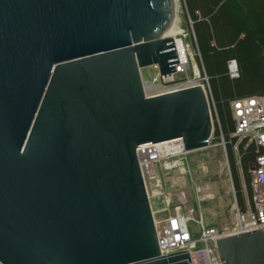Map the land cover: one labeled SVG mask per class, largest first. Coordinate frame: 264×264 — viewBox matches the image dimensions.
Segmentation results:
<instances>
[{"label":"water","instance_id":"obj_1","mask_svg":"<svg viewBox=\"0 0 264 264\" xmlns=\"http://www.w3.org/2000/svg\"><path fill=\"white\" fill-rule=\"evenodd\" d=\"M172 0H0V264H189L161 255L136 156L213 131L199 86L146 98L174 72ZM264 264V229L215 241Z\"/></svg>","mask_w":264,"mask_h":264},{"label":"built area","instance_id":"obj_2","mask_svg":"<svg viewBox=\"0 0 264 264\" xmlns=\"http://www.w3.org/2000/svg\"><path fill=\"white\" fill-rule=\"evenodd\" d=\"M181 42L183 43V49L180 51L177 47L176 40H174L178 63L174 65V72L165 75L164 78V75L160 74L158 66L152 65L157 71V74L151 81H144L141 75L143 94L146 98H150L194 86L202 88L208 103L213 130L215 126L219 132V140L215 141L216 138L213 136L212 131L206 147L221 146L223 148L226 161L225 166L227 167L229 179L231 180L225 151V141L221 131L220 120L209 92L208 77L204 73L202 66L196 60L198 53L191 46V42L184 43L182 40ZM227 68L230 77L237 76L235 61L228 62ZM230 110L233 119L231 136L237 139L239 138V141L246 138L248 142H253L256 147L264 149V95L234 99L230 102ZM202 149L186 151L181 139H174L138 148L136 150V156L145 189H147L146 179L149 180L155 177L157 165L164 166L168 170L177 169L181 173H185L186 163L191 162L189 154ZM249 176L251 189L249 205L243 212L237 206L235 207L234 224L219 229L204 225L201 218L197 221L191 215H181L178 212L167 216L160 224L155 223L160 256L187 250L189 264H220L215 246V241L218 238L264 229L263 153L256 157L255 163L249 169ZM232 191L235 194L233 187ZM147 196L149 197L148 193ZM190 223L197 225V229L190 230Z\"/></svg>","mask_w":264,"mask_h":264},{"label":"trees","instance_id":"obj_3","mask_svg":"<svg viewBox=\"0 0 264 264\" xmlns=\"http://www.w3.org/2000/svg\"><path fill=\"white\" fill-rule=\"evenodd\" d=\"M184 28L197 51V60L208 77L209 92L215 105L225 141L238 209L245 211L250 201L249 169L263 148L246 138L231 136L233 119L230 102L264 95V0H182ZM190 21V22H189ZM235 61L237 76L228 74V62ZM213 136L219 132L214 126ZM237 148L239 166L234 147ZM241 170L246 194L240 182Z\"/></svg>","mask_w":264,"mask_h":264},{"label":"rangeland","instance_id":"obj_4","mask_svg":"<svg viewBox=\"0 0 264 264\" xmlns=\"http://www.w3.org/2000/svg\"><path fill=\"white\" fill-rule=\"evenodd\" d=\"M175 6L173 35L178 32L176 39L190 43L192 40L184 28L185 13L182 0H176ZM198 63L201 65L199 61ZM156 74L157 71L152 66L141 70L144 81H151ZM234 154L236 156L235 147ZM189 159L191 162L186 163L185 173L157 165L155 177L146 179V192L149 195L154 224H160L167 216L176 212L181 215H191L197 221L201 218L204 225L219 229L234 224L235 194L232 191V178L229 179L225 166L223 148L208 146L189 154ZM238 170L240 182L246 194L241 170ZM192 229H197V225L190 223V230Z\"/></svg>","mask_w":264,"mask_h":264},{"label":"bare ground","instance_id":"obj_5","mask_svg":"<svg viewBox=\"0 0 264 264\" xmlns=\"http://www.w3.org/2000/svg\"><path fill=\"white\" fill-rule=\"evenodd\" d=\"M172 5H173V14H172V22H171V25H170V27L168 28V31H167V33H166V37H171L172 39H174V40H176V42H177V47L179 48V50L181 51L182 49H183V43L181 42V40L180 39H176L175 37H176V34L178 33H176L175 35H173V32H174V29H173V27H174V23L173 22H175L174 21V19H175V12H176V10H175V5H176V0H172Z\"/></svg>","mask_w":264,"mask_h":264},{"label":"crops","instance_id":"obj_6","mask_svg":"<svg viewBox=\"0 0 264 264\" xmlns=\"http://www.w3.org/2000/svg\"><path fill=\"white\" fill-rule=\"evenodd\" d=\"M236 163H237V165L239 166V160H238V153H237V148H236ZM232 199V198H231ZM234 205H235V207L237 206V204H236V199H235V196H234ZM248 205H249V201H247V207H248ZM238 207V206H237ZM247 207H246V209H247Z\"/></svg>","mask_w":264,"mask_h":264}]
</instances>
